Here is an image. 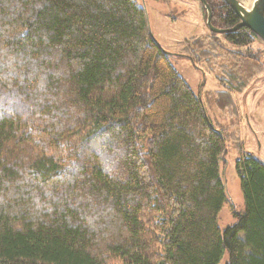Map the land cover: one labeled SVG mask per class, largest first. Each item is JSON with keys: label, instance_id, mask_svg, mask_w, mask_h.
I'll use <instances>...</instances> for the list:
<instances>
[{"label": "trees", "instance_id": "1", "mask_svg": "<svg viewBox=\"0 0 264 264\" xmlns=\"http://www.w3.org/2000/svg\"><path fill=\"white\" fill-rule=\"evenodd\" d=\"M255 39L189 43L222 69L201 103L139 0H0V264H264V163L233 101L264 72ZM230 149L244 209L221 231Z\"/></svg>", "mask_w": 264, "mask_h": 264}, {"label": "rangeland", "instance_id": "2", "mask_svg": "<svg viewBox=\"0 0 264 264\" xmlns=\"http://www.w3.org/2000/svg\"><path fill=\"white\" fill-rule=\"evenodd\" d=\"M139 1L146 9L155 40L164 51L175 55L169 57L171 65L190 90L197 97L200 95L204 102L207 93H213L219 88L215 77L222 76L220 71L222 69H219L218 66L210 73L205 66L195 65L194 58L189 55V43L199 40L207 42L205 39L211 37V32L205 24L206 11L198 0ZM237 1L245 8L250 9L254 0ZM217 40L224 46V49H234L223 40V36L217 35ZM251 48L256 57L261 58L264 70V43L255 39ZM202 74H204L203 85ZM242 91V94L233 96L234 108L238 112L236 119L239 125L242 150L244 154L252 155L264 163V72L253 78ZM209 109L212 114L214 111L215 116L219 117V121L223 123L235 118L228 111H224L222 114L224 117L220 118L214 106L211 105L208 107ZM237 157L238 155L231 149L229 154L224 156L222 176L229 204L218 216V227L221 231L235 225L237 222L235 213H240L244 209L240 176L235 166ZM227 260L228 255L225 252L219 264H225Z\"/></svg>", "mask_w": 264, "mask_h": 264}, {"label": "water", "instance_id": "3", "mask_svg": "<svg viewBox=\"0 0 264 264\" xmlns=\"http://www.w3.org/2000/svg\"><path fill=\"white\" fill-rule=\"evenodd\" d=\"M220 1H222L225 5H227L229 9L237 16V18L239 19V23L235 27L228 29V30H218L214 28L211 25V12H210L209 7L205 0H200L204 10L206 11V14H207L206 24H207V28L209 29L211 33L217 34V35H224V34L236 32L237 30L241 28H246L264 43V0H254L252 7L250 9L245 8L237 0H220ZM143 9L145 11L146 18H147L148 32L153 42L158 45V47L167 57L175 56L174 54L164 51L161 48V46L158 44V42L155 40L151 32V28L149 25V18L147 16V12H146L144 5H143ZM202 78H203V82H202V85H203L204 84V74H202ZM199 101L202 103V99L200 95H199Z\"/></svg>", "mask_w": 264, "mask_h": 264}, {"label": "flooded vegetation", "instance_id": "4", "mask_svg": "<svg viewBox=\"0 0 264 264\" xmlns=\"http://www.w3.org/2000/svg\"><path fill=\"white\" fill-rule=\"evenodd\" d=\"M209 9H210V12H211V25L218 29V30H228V29H231V28H226L225 27V22H224V18L227 16L226 12L224 14H222V12H224V10H219L218 8L219 7H223V5H221L219 2L223 3L222 1L220 0H210V3L211 5L208 4L207 0H205ZM198 2L200 3L201 7L203 8L200 0H198ZM224 4V3H223ZM225 5V4H224ZM227 6V5H226ZM204 9V8H203ZM205 11V10H204ZM221 12V13H220ZM206 20H207V14H206ZM239 23V19H237V22L235 23V26ZM206 24V23H205ZM234 26V27H235ZM206 27H207V24H206ZM233 28V27H232ZM208 29V28H207ZM209 30V29H208ZM210 32V31H209ZM213 34V33H211ZM215 36H217V34H214ZM226 34L224 35H220V36H225Z\"/></svg>", "mask_w": 264, "mask_h": 264}]
</instances>
